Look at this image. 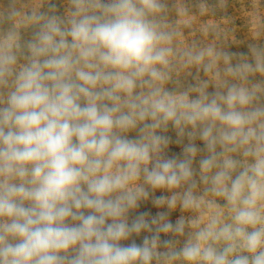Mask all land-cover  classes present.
<instances>
[{
  "label": "clouds",
  "instance_id": "obj_1",
  "mask_svg": "<svg viewBox=\"0 0 264 264\" xmlns=\"http://www.w3.org/2000/svg\"><path fill=\"white\" fill-rule=\"evenodd\" d=\"M226 4L0 0V264H264V17L183 22Z\"/></svg>",
  "mask_w": 264,
  "mask_h": 264
},
{
  "label": "rangeland",
  "instance_id": "obj_2",
  "mask_svg": "<svg viewBox=\"0 0 264 264\" xmlns=\"http://www.w3.org/2000/svg\"><path fill=\"white\" fill-rule=\"evenodd\" d=\"M57 3L60 11H63L62 0H54ZM176 3L177 0H172ZM189 3H196L198 0H187ZM217 0H209V3L215 4ZM259 13L260 16L264 17V0H227L226 7L223 10L217 12L215 16L198 18V17H186L183 18L184 23H193L197 26L201 23H207L208 25H219L227 27L228 31L226 34L221 35L220 39L227 44H230V50L232 51H247V43L252 38L254 31L253 17ZM184 35L188 40L192 39H204L200 31H192L185 29ZM173 135L174 133H169ZM180 148L176 145H170V154L179 153ZM161 195V193H156ZM138 211H150L155 214L158 209L153 207L151 203L142 204ZM179 216V213H173L171 219H175ZM136 242L141 243L142 238L136 237Z\"/></svg>",
  "mask_w": 264,
  "mask_h": 264
}]
</instances>
